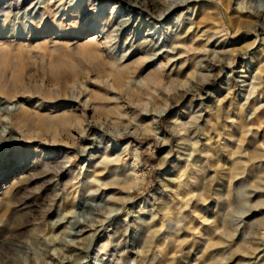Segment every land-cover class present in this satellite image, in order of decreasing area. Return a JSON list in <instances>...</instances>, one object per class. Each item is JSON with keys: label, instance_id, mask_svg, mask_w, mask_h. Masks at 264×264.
<instances>
[{"label": "rangeland", "instance_id": "rangeland-1", "mask_svg": "<svg viewBox=\"0 0 264 264\" xmlns=\"http://www.w3.org/2000/svg\"><path fill=\"white\" fill-rule=\"evenodd\" d=\"M8 1L0 264H264V0Z\"/></svg>", "mask_w": 264, "mask_h": 264}, {"label": "bare ground", "instance_id": "bare-ground-1", "mask_svg": "<svg viewBox=\"0 0 264 264\" xmlns=\"http://www.w3.org/2000/svg\"><path fill=\"white\" fill-rule=\"evenodd\" d=\"M26 1H28V0H14V4L16 5V6H22V5H24L25 3H26ZM119 1H121L122 3H127L126 2V0H119ZM9 1L8 0H0V7L4 4V3H8ZM10 3V2H9ZM42 4H44V2L42 1V0H39V1H37V2H35L32 6H31V9L32 10H36V9H40L41 8V5ZM133 5H134V3H133ZM132 5V6H133ZM50 8H51V6H50ZM53 8V7H52ZM138 8V7H137ZM178 8V6H173V7H171V8H169L166 12H164V13H162L161 15H159V16H154V15H152V14H149L148 13V16H151V17H153V18H155L157 21H159V22H164V21H166L168 18H169V16H170V14L172 13V12H174L176 9ZM257 9V8H256ZM246 10H247V7L246 6H244L243 5V2H242V0H239V2L237 3V11H240V12H243V11H245L246 12ZM260 10H263L264 11V9H261L260 8ZM141 11H142V9H141ZM140 11V12H141ZM149 11V10H148ZM144 12V11H143ZM258 12V11H257ZM263 13V12H262ZM261 16V15H260ZM100 19V18H99ZM98 19V20H99ZM140 19H142V18H140ZM255 19H257V21H261V23H263L264 24V17L263 18H261V17H258V18H255ZM201 20V19H200ZM120 21H121V26L122 27H120V28H122V30L123 29H125V28H129V27H132V28H137L138 27V25L140 24V20L139 19H137V21H135L134 20V18H132V17H129V16H125V17H122L121 19H120ZM197 23H198V21H197ZM254 23V22H253ZM255 24V23H254ZM142 25V24H141ZM257 25V24H256ZM100 28V27H99ZM99 28H97V33L98 34H101V30H99ZM262 32V31H261ZM149 33V32H148ZM150 35L149 36H151L152 35V33H149ZM256 37H258V35H256ZM247 55V54H246ZM247 100V99H246ZM3 105H6V106H10V107H12L10 110L9 109H7V108H5V110H6V112L8 113V114H11V112L12 111H17V110H19V108L20 107H17L15 104H13V103H9V102H3ZM22 109V108H21ZM20 109V110H21ZM25 112H24V110H23V114L21 115L22 116V118H23V116H25L26 115V113L24 114ZM17 117V116H16ZM88 127H91L90 126V124H89V126ZM92 128V127H91ZM69 214H71V213H69ZM105 228H104V225H102L101 227H100V229H99V232H102L103 230H104ZM80 232H82V231H80ZM57 264H67V261H62V262H59V263H57ZM78 264H86V261H80Z\"/></svg>", "mask_w": 264, "mask_h": 264}]
</instances>
